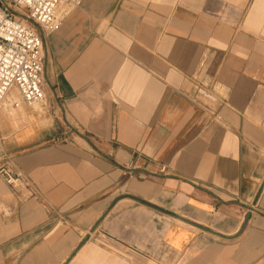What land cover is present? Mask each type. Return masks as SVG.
<instances>
[{
	"label": "crops",
	"instance_id": "1",
	"mask_svg": "<svg viewBox=\"0 0 264 264\" xmlns=\"http://www.w3.org/2000/svg\"><path fill=\"white\" fill-rule=\"evenodd\" d=\"M45 54L0 264H264V0H84Z\"/></svg>",
	"mask_w": 264,
	"mask_h": 264
},
{
	"label": "built area",
	"instance_id": "2",
	"mask_svg": "<svg viewBox=\"0 0 264 264\" xmlns=\"http://www.w3.org/2000/svg\"><path fill=\"white\" fill-rule=\"evenodd\" d=\"M84 0H0V110L43 104L46 54L45 35L59 30L68 13L66 6L79 8ZM14 8L26 11L17 16ZM24 17L25 19H21ZM0 134V177L14 191L32 196L35 187L4 147Z\"/></svg>",
	"mask_w": 264,
	"mask_h": 264
},
{
	"label": "rangeland",
	"instance_id": "3",
	"mask_svg": "<svg viewBox=\"0 0 264 264\" xmlns=\"http://www.w3.org/2000/svg\"><path fill=\"white\" fill-rule=\"evenodd\" d=\"M76 8L71 6H66L64 8L65 13H69L70 11L74 10ZM14 11L17 16L22 15L25 17L26 11L22 8H14ZM22 17L21 19H25ZM1 114H4L6 117H13L16 114V111L12 109L8 104H5L4 107L0 110Z\"/></svg>",
	"mask_w": 264,
	"mask_h": 264
}]
</instances>
